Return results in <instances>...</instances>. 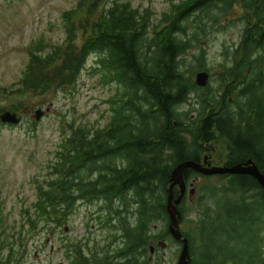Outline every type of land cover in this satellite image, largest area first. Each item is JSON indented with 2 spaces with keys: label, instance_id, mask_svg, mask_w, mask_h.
Here are the masks:
<instances>
[{
  "label": "trees",
  "instance_id": "obj_1",
  "mask_svg": "<svg viewBox=\"0 0 264 264\" xmlns=\"http://www.w3.org/2000/svg\"><path fill=\"white\" fill-rule=\"evenodd\" d=\"M176 1L172 4L176 14H164L158 24L152 23L150 9L140 11L119 0H96L89 6L83 1L84 19L77 20L78 9L65 14L63 50L47 52L44 40H38L29 47V63L17 87L1 89L8 100L16 101L68 92L92 54L97 55L93 72L103 84L116 87L105 126L64 128L57 159L49 168L51 177L38 186L33 214L25 211L27 227L17 240L21 245L25 235L39 231L41 225L61 228L76 204L83 202L97 204L94 219L108 235L93 246L67 242L70 264H155L152 249L156 253L167 238L183 249L169 231L168 212L171 179L180 164L202 163L219 143L226 157L217 166L252 160L264 175V0ZM238 5L246 12L245 28L221 86L215 92L209 86L192 87L183 57L197 34L189 37L185 21L195 16L197 29L205 32V20L217 23ZM90 14H95L94 20L87 19ZM82 32L81 44L72 48ZM198 91L203 95L197 96L196 108L187 110ZM21 107L13 101L1 106L0 114L18 113ZM209 162L219 163H213V157ZM197 177L216 181L199 187ZM184 178L188 186L195 183L201 196L198 225L203 227V241L209 239L199 248L195 236L182 230L189 239V264H264L261 183L250 175L206 177L193 170ZM175 195L180 196L179 187ZM186 201L187 195L178 206L181 220L187 215ZM159 221L165 225L155 230ZM5 230L0 209V251L9 241ZM16 236L12 234L13 245ZM13 254L11 245L9 257L0 264H12Z\"/></svg>",
  "mask_w": 264,
  "mask_h": 264
},
{
  "label": "rangeland",
  "instance_id": "obj_2",
  "mask_svg": "<svg viewBox=\"0 0 264 264\" xmlns=\"http://www.w3.org/2000/svg\"><path fill=\"white\" fill-rule=\"evenodd\" d=\"M85 0H0V107H7L14 102H20L21 123L17 125H0V209L5 220L7 235L6 248L0 251L1 260L10 255V246L14 247L12 264H70L66 257L67 242L83 241L89 246L95 242H103L108 230H102L94 219L97 204H76L68 220L61 228L51 225L41 228L33 234H27L23 245L17 241L18 233L27 227L26 210L33 214V204L37 200L38 186L49 180L52 173L49 168L57 159L64 138V128L69 126H85L98 129L105 126L111 116L109 100L114 95L115 85H105L100 75L93 72L97 55L89 57L86 67L82 70L77 85L66 91H52L35 99H7L1 92L2 88L17 87L24 70L29 63V47L43 39L46 51L60 48L67 44L64 28V17L68 12L77 11V20L86 17L87 8L80 7ZM92 1V0H91ZM87 0L86 5L93 4ZM111 2L112 0H108ZM130 3L140 11L150 9L153 24L162 22L164 14H176L172 4L176 0H119ZM80 8V9H79ZM246 12L240 5L227 18L217 23L207 20L203 24L205 32L197 29L195 16L185 21L189 37L197 34L192 48L184 55L188 83L196 85V76L202 71L209 73V86L213 92L222 84L221 77L232 65L235 50L240 46L245 22L242 16ZM87 19L94 20L87 15ZM87 19L80 21L84 26ZM83 30V29H82ZM83 32L77 37L72 48L79 46L84 39ZM204 54V59L202 55ZM191 68V69H190ZM196 87H198L196 85ZM205 87V88H207ZM199 88V87H198ZM202 89V88H201ZM202 91L192 94L188 109L197 105V96ZM37 111H43L38 120ZM196 116L193 112L192 118ZM204 157H213V163L225 159L224 147L216 143ZM213 164V165H214ZM197 177L195 183L202 187L215 183ZM177 188V187H176ZM201 196L188 194L185 204L187 215L181 220L180 227L185 233L194 235L199 248L206 247L209 239L203 241L198 225L202 215L199 214ZM211 221V220H209ZM210 223V222H209ZM220 225V222H217ZM165 224L159 221L155 230H160ZM220 228V226H219ZM12 234H16V243H12ZM193 239V237H191ZM165 248L152 254L155 264H178L181 246L173 239L164 240ZM23 246V247H22ZM214 247L210 255H214Z\"/></svg>",
  "mask_w": 264,
  "mask_h": 264
},
{
  "label": "water",
  "instance_id": "obj_3",
  "mask_svg": "<svg viewBox=\"0 0 264 264\" xmlns=\"http://www.w3.org/2000/svg\"><path fill=\"white\" fill-rule=\"evenodd\" d=\"M209 83V73L200 72L196 76V84L200 88L207 87ZM43 111H37V119L39 120L43 116ZM0 121L3 124H19L21 119L16 113L5 112L0 114ZM187 170H193L203 176H218V175H250L255 177L261 185L264 187V175L261 174L257 165L249 160L243 164H237L234 166H212L208 164L207 161L203 164L188 161L180 164L173 172L170 186V197L168 204V212L170 215V224L169 231L172 234L173 238L183 244V249L178 261V264H189L190 262V250H189V239L183 236V233L180 229V219L181 214L178 210V206L182 203L188 187L184 178V173ZM176 187L180 188V196L176 198L174 190ZM191 195L195 194V189H192L190 192ZM165 245H163L164 247Z\"/></svg>",
  "mask_w": 264,
  "mask_h": 264
},
{
  "label": "flooded vegetation",
  "instance_id": "obj_4",
  "mask_svg": "<svg viewBox=\"0 0 264 264\" xmlns=\"http://www.w3.org/2000/svg\"><path fill=\"white\" fill-rule=\"evenodd\" d=\"M208 163L210 164L211 162L208 161Z\"/></svg>",
  "mask_w": 264,
  "mask_h": 264
}]
</instances>
